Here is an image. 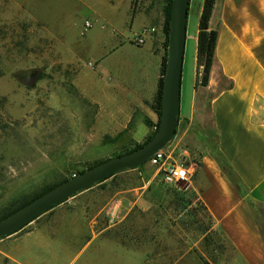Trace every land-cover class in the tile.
Masks as SVG:
<instances>
[{
  "label": "rangeland",
  "instance_id": "374dc122",
  "mask_svg": "<svg viewBox=\"0 0 264 264\" xmlns=\"http://www.w3.org/2000/svg\"><path fill=\"white\" fill-rule=\"evenodd\" d=\"M135 1V9L151 1L161 18L164 0ZM219 4L220 0H206L207 29H215ZM87 6L105 18L95 19ZM127 9L128 0H0V216L43 187L144 141L145 137L139 142L129 140L127 130L103 136L106 115L93 100L114 93L107 86L127 82L125 76L154 77L157 56L147 45L128 42L142 21L136 16L129 27ZM86 22L92 24L88 30ZM113 29L125 41L115 51ZM190 45L188 41L183 58L185 81ZM207 50L199 62L197 99L202 113L197 126L202 128V123L209 133L206 104L227 82L210 86L213 62L208 67ZM33 77L36 81L30 86ZM139 127V132L144 130L142 124ZM153 130L154 125L148 134ZM174 137L162 149L168 155ZM174 158L189 164L179 153L172 152L169 160ZM140 166L120 170L84 189L93 188L92 196L109 204L117 199L124 202L112 226L103 227V233L113 239V264H230L232 249L212 228L208 214L189 191V182L167 184L149 161ZM64 202L10 237L42 223ZM0 264H10L2 254Z\"/></svg>",
  "mask_w": 264,
  "mask_h": 264
},
{
  "label": "crops",
  "instance_id": "0c3cea01",
  "mask_svg": "<svg viewBox=\"0 0 264 264\" xmlns=\"http://www.w3.org/2000/svg\"><path fill=\"white\" fill-rule=\"evenodd\" d=\"M135 2L128 0V26L136 16L142 22L128 42L136 47L147 45L157 56L154 77L150 79L146 73L125 76L127 82L118 80L107 86L106 90L114 93L108 91L93 100L106 115L103 136L127 130L128 139L139 142L150 129L147 121H157L151 103L165 35L162 12L161 18L156 17L151 1L136 9ZM204 3L189 1L184 51L190 41L189 75L185 81L182 67L180 109L170 156L175 152L188 159L186 165L192 171L189 191L208 214L212 228L231 247L230 264H264V0H220L213 21L217 36L209 84L213 87L222 80L227 84L206 104L209 133L202 123L204 130L197 126L202 113L197 99V51ZM87 8L95 19L105 18L91 6ZM149 27L155 31L147 33L143 43L134 42ZM113 31L115 51L125 41L121 32ZM136 115L140 116L135 121ZM140 124L144 127L141 132ZM92 190L71 196L25 233L1 239L0 254L10 264H113V239L103 233V227L112 226L124 202L117 199L109 204L100 196L95 199Z\"/></svg>",
  "mask_w": 264,
  "mask_h": 264
},
{
  "label": "water",
  "instance_id": "95a60500",
  "mask_svg": "<svg viewBox=\"0 0 264 264\" xmlns=\"http://www.w3.org/2000/svg\"><path fill=\"white\" fill-rule=\"evenodd\" d=\"M189 1L171 0L168 47L161 91V111L157 130L152 137L129 152L109 157L78 174H74L2 217L0 219V237L19 230L43 212L68 200L75 193L106 180L114 173L139 167L172 140L180 109ZM35 81L36 77H33L28 81V85L32 86Z\"/></svg>",
  "mask_w": 264,
  "mask_h": 264
},
{
  "label": "trees",
  "instance_id": "16d2710c",
  "mask_svg": "<svg viewBox=\"0 0 264 264\" xmlns=\"http://www.w3.org/2000/svg\"><path fill=\"white\" fill-rule=\"evenodd\" d=\"M205 3H206V0H205ZM205 3H204V10H205ZM170 5H171V0H164L163 9H162L163 17H164L163 32H164V35H165V39H164V42H163L164 52H163L162 57H161L160 76H159L158 82H157L156 93H155V96H154L153 101L151 103V108L153 109V111L157 115V121L154 122V123H152L151 121H147V124H148V126L150 128H151L152 125H154V130L145 137V139H144V141L142 143L135 144V147H133L132 149H129V150L125 151V152H122L120 154L129 152V151L139 147L144 142H146L148 139H150L152 137V135L154 134V132L157 130L158 123H159L160 111H161L162 80H163L164 71H165L166 51H167V47H168ZM204 10H203L201 21H200V31H199V36H198L197 58H198V67L199 68L201 66L200 63H199L200 59H201V56L204 53V51H206L207 49H208L207 53H209L208 67L214 61L215 41H216V36H217V30L216 29H213V30L211 29L210 30V29H207L206 26H204V23H203V21H204V18H203ZM177 120H178V117H177ZM175 134H176V130H175ZM120 154H117V155H120ZM99 162H101V161H99ZM99 162H97V163H99ZM97 163H95V164H93V165H91V166H89L87 168H90V167L96 165ZM82 171H84V170L76 172L75 174H78V173H80ZM66 179H68V178H64V179L60 180L59 182H55L53 184H50V185H47V186L43 187L38 193H36L33 196H31L29 199L21 201L15 208H13L12 210L8 211L6 214L0 216V219L2 217H4V216L8 215L9 213L15 211L16 209H18L19 207L23 206L24 204L28 203L30 200H32L36 196H38V195L44 193L45 191H47L48 189L52 188L54 185L65 181ZM205 264H208V263L205 261Z\"/></svg>",
  "mask_w": 264,
  "mask_h": 264
},
{
  "label": "built area",
  "instance_id": "2783aa9c",
  "mask_svg": "<svg viewBox=\"0 0 264 264\" xmlns=\"http://www.w3.org/2000/svg\"><path fill=\"white\" fill-rule=\"evenodd\" d=\"M86 27L90 26L86 22ZM155 31L154 27L144 28L140 34L135 37V42L141 44L147 33ZM170 155L161 150L154 153L148 161L157 168L161 180L167 184H178L181 182H190L192 171L183 161H170Z\"/></svg>",
  "mask_w": 264,
  "mask_h": 264
}]
</instances>
